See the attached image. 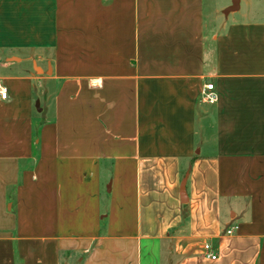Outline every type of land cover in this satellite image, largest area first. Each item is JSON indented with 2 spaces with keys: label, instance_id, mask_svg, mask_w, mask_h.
Listing matches in <instances>:
<instances>
[{
  "label": "crops",
  "instance_id": "crops-1",
  "mask_svg": "<svg viewBox=\"0 0 264 264\" xmlns=\"http://www.w3.org/2000/svg\"><path fill=\"white\" fill-rule=\"evenodd\" d=\"M0 84V264H264V0H0Z\"/></svg>",
  "mask_w": 264,
  "mask_h": 264
},
{
  "label": "built area",
  "instance_id": "built-area-1",
  "mask_svg": "<svg viewBox=\"0 0 264 264\" xmlns=\"http://www.w3.org/2000/svg\"><path fill=\"white\" fill-rule=\"evenodd\" d=\"M204 101L209 102V103H215L218 101V94L215 91L214 84L208 83L205 85L204 88ZM8 97L7 91L2 87L0 84V99L5 100ZM233 229H230L227 231V235H232L233 234ZM206 251V257L212 261L217 259V255L215 254V249L211 244H206L204 247Z\"/></svg>",
  "mask_w": 264,
  "mask_h": 264
}]
</instances>
